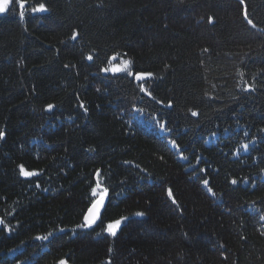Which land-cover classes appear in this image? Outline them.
Listing matches in <instances>:
<instances>
[{
    "label": "trees",
    "instance_id": "1",
    "mask_svg": "<svg viewBox=\"0 0 264 264\" xmlns=\"http://www.w3.org/2000/svg\"><path fill=\"white\" fill-rule=\"evenodd\" d=\"M23 2L0 14V264H264V0Z\"/></svg>",
    "mask_w": 264,
    "mask_h": 264
},
{
    "label": "snow or ice",
    "instance_id": "2",
    "mask_svg": "<svg viewBox=\"0 0 264 264\" xmlns=\"http://www.w3.org/2000/svg\"><path fill=\"white\" fill-rule=\"evenodd\" d=\"M14 2L19 5L20 9H23L25 7L23 0H0V14L6 12L9 9V7L11 6V4ZM241 2H243V0H241ZM33 11L34 12H36V11L44 12V11H46V9H45V6L43 4H40L39 7L34 8ZM21 14H23V13H21ZM245 18H247V16ZM248 22H249V24L252 23L251 20H249ZM89 59H91V57H89ZM130 63H131L130 61H124V68H114V69H111V71L113 73L124 71L129 67ZM105 71H108V69H105ZM132 74L133 73L131 71L128 72V75H132ZM151 75L152 74H150V73H147V74L137 73L135 75V78L137 81H142V80H145V79L151 77ZM246 90H250V88H248ZM140 91L145 92V88L142 84L140 86ZM146 94H150V93H146ZM47 107H48V110H51L54 106L50 104ZM80 107L83 108L84 105L81 104ZM192 115L195 116V115H197V113L193 112ZM159 127H160L161 131L165 130L164 124H160ZM3 135H4V133L0 132V137H3ZM172 147L173 148L178 147L177 144L175 143V141H172ZM242 147L247 149L248 145L245 144V145H242ZM181 158L186 159V157H181ZM20 174L25 178L36 175V173H34L32 171H26L23 166L20 167ZM99 180H100V174L98 172L97 173V181H99ZM203 183L205 186L208 185L207 180H204ZM232 183L235 184L236 181L233 180ZM208 191L210 194L212 193L211 188H208ZM91 195L93 197V201L90 204V206L87 210V213L84 215V220H83V226L85 228H92L97 223L98 219L100 218L101 211L104 207L105 199L108 195V190L106 187H103L102 184L98 182L94 187H92ZM168 195H169V198L172 199V202L176 203L175 199L172 198L171 190H169ZM142 215H143V213H141V212L136 213V216H142ZM261 219L264 220V216H262ZM121 224H122V219H118V220H115L114 222L108 223L106 225V229H105L107 234L115 237L117 235L118 230L120 229ZM61 231H63V229H61ZM50 235H51V233L48 234V236H50ZM48 236H37L35 238L37 240H47ZM110 251H111V249H110ZM59 264H65V261L60 260Z\"/></svg>",
    "mask_w": 264,
    "mask_h": 264
},
{
    "label": "rangeland",
    "instance_id": "3",
    "mask_svg": "<svg viewBox=\"0 0 264 264\" xmlns=\"http://www.w3.org/2000/svg\"><path fill=\"white\" fill-rule=\"evenodd\" d=\"M33 13H39V11H36V12L33 11ZM2 14H3V13H2ZM119 68H120V67H119Z\"/></svg>",
    "mask_w": 264,
    "mask_h": 264
}]
</instances>
